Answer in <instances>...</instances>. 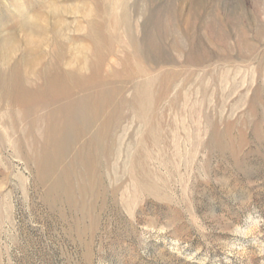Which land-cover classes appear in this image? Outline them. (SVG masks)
Segmentation results:
<instances>
[{
    "label": "rangeland",
    "instance_id": "obj_1",
    "mask_svg": "<svg viewBox=\"0 0 264 264\" xmlns=\"http://www.w3.org/2000/svg\"><path fill=\"white\" fill-rule=\"evenodd\" d=\"M255 212L264 0H0V264H264Z\"/></svg>",
    "mask_w": 264,
    "mask_h": 264
},
{
    "label": "bare ground",
    "instance_id": "obj_2",
    "mask_svg": "<svg viewBox=\"0 0 264 264\" xmlns=\"http://www.w3.org/2000/svg\"><path fill=\"white\" fill-rule=\"evenodd\" d=\"M100 96H102V95H98L96 98L95 97L89 98L88 103H77V102L76 103H67V104L65 103L64 104L65 106H63L62 108H60L59 110H57L53 113V115H55V116L57 115V116L61 117V120L55 122V124L52 127L54 135H53V138L51 141L53 142V146L55 147V149L57 148V150H59V149L63 148V146L65 145V141L67 140L66 135H65L66 129L68 128V126L70 124H73V125L77 124L78 119H81V118L86 119L87 118V122L90 124L91 123L93 124L99 118H102L103 120H102L101 126L98 128V134L100 135L101 133H103L105 131L106 125H107V122L105 120V116H106L105 108L107 107L108 103H104L103 99ZM51 119H53V118H51ZM48 149H50V148H48ZM55 149H52L51 151H53L54 153H57V150H55ZM49 156H51L50 153H47L43 158H46V160H48V158H50ZM46 162H48V161H46ZM97 165H98V163H97Z\"/></svg>",
    "mask_w": 264,
    "mask_h": 264
},
{
    "label": "clouds",
    "instance_id": "obj_3",
    "mask_svg": "<svg viewBox=\"0 0 264 264\" xmlns=\"http://www.w3.org/2000/svg\"><path fill=\"white\" fill-rule=\"evenodd\" d=\"M261 224H264V216L260 215L258 212L249 213L243 225L235 226L234 235L248 238ZM253 243H255V241H253ZM233 249H238V244L235 242L229 245V254H231Z\"/></svg>",
    "mask_w": 264,
    "mask_h": 264
}]
</instances>
